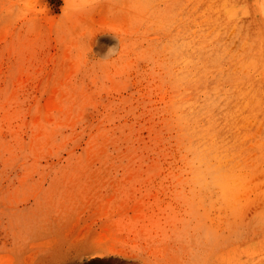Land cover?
<instances>
[{"label": "rangeland", "instance_id": "obj_1", "mask_svg": "<svg viewBox=\"0 0 264 264\" xmlns=\"http://www.w3.org/2000/svg\"><path fill=\"white\" fill-rule=\"evenodd\" d=\"M194 191L222 264H264V0H0V234L53 215L143 264Z\"/></svg>", "mask_w": 264, "mask_h": 264}, {"label": "bare ground", "instance_id": "obj_2", "mask_svg": "<svg viewBox=\"0 0 264 264\" xmlns=\"http://www.w3.org/2000/svg\"><path fill=\"white\" fill-rule=\"evenodd\" d=\"M185 200L189 213L183 206L185 217L178 219L176 243L165 246L159 238L156 250L142 260L143 264H222L217 203L200 191L186 194ZM189 215L196 218L192 228ZM52 218L53 223L44 217H39L38 222L22 216L7 217L0 234V264H122L108 259V254L116 252V246L96 241L89 229L68 233L63 220L53 215ZM95 258L99 260L94 261Z\"/></svg>", "mask_w": 264, "mask_h": 264}, {"label": "clouds", "instance_id": "obj_3", "mask_svg": "<svg viewBox=\"0 0 264 264\" xmlns=\"http://www.w3.org/2000/svg\"><path fill=\"white\" fill-rule=\"evenodd\" d=\"M78 5L76 6V8H74V10H77L78 9ZM115 52V49L114 48H110L108 49V52L106 53V55H110V54H113Z\"/></svg>", "mask_w": 264, "mask_h": 264}]
</instances>
